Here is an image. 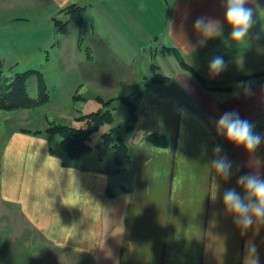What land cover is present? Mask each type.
Returning <instances> with one entry per match:
<instances>
[{
  "label": "crops",
  "instance_id": "1",
  "mask_svg": "<svg viewBox=\"0 0 264 264\" xmlns=\"http://www.w3.org/2000/svg\"><path fill=\"white\" fill-rule=\"evenodd\" d=\"M46 1L57 12L73 4L91 12L97 56L130 65L119 76L130 80L126 96L136 105L123 133L130 161L118 168L107 147L113 159L103 167L102 155L91 157L94 149L73 160L44 135L10 134L0 156V196L34 232L19 239L20 247L3 245L4 264H246L249 241L264 264V224L242 235L212 198L216 181L222 190L236 187L239 175L264 176V144L249 153L215 128L222 113L235 110L264 135V0L249 2L255 23L244 41L233 42L225 25L203 47L193 22L202 15L223 20L220 0ZM176 52L211 84L198 83ZM165 54L179 64L171 74L152 63ZM215 56L227 69L212 78ZM156 74L167 78L155 82ZM216 144L233 162L228 182L209 166Z\"/></svg>",
  "mask_w": 264,
  "mask_h": 264
},
{
  "label": "rangeland",
  "instance_id": "2",
  "mask_svg": "<svg viewBox=\"0 0 264 264\" xmlns=\"http://www.w3.org/2000/svg\"><path fill=\"white\" fill-rule=\"evenodd\" d=\"M81 16L85 20L84 26H79L69 12L54 11L46 0H0V59L3 62L0 80L9 83L17 75L33 70L35 73L30 74L25 82L28 97L40 98L39 73L47 95L45 101L32 107L0 108V156L14 131L41 134L59 146L62 137L48 132V129L66 126L87 131V141L94 149L91 157L102 155L99 165L106 167L112 161L110 146L98 144L103 142L104 133L116 137L124 133L128 123L131 124L129 107L119 100L131 90L129 83L126 84L130 80H119L130 65L119 64L105 54H100L99 58L91 38L94 15L85 10ZM56 20L66 24L67 31H60ZM90 54L94 60H88ZM146 61L144 58L142 64L145 73ZM152 63L162 74H171L179 66L173 54H165L163 60L158 57ZM134 68L131 73L137 77L139 67L134 65ZM261 76L264 77V72ZM107 111L114 116L113 122H105L91 131L94 122L89 115ZM98 147L101 149H96ZM23 219L19 210L0 196V264L8 258L1 255L6 247L4 244L13 246L17 242L20 247L19 239L34 232Z\"/></svg>",
  "mask_w": 264,
  "mask_h": 264
},
{
  "label": "clouds",
  "instance_id": "3",
  "mask_svg": "<svg viewBox=\"0 0 264 264\" xmlns=\"http://www.w3.org/2000/svg\"><path fill=\"white\" fill-rule=\"evenodd\" d=\"M250 0H220L224 9L223 20L209 16H198L193 22V30L197 33V45L206 46L210 39L218 38L223 34L225 25L230 26L229 37L233 42H242L248 36L255 23V8L249 5ZM254 4L255 0H251ZM195 47V46H193ZM227 69V63L222 56L210 59L208 66L209 76L218 77ZM238 87L250 88L240 82ZM215 128L229 143L236 147H243L245 151L254 153L264 144V135L254 131V124L242 118L235 110L222 113L215 120ZM214 158L209 161V166L224 181L231 180L233 175V162L219 144L212 149ZM212 193L214 201L220 200L223 207L221 212L231 216L234 225L241 234L256 224H264V176L250 172L239 175L236 187L223 188L219 181L214 185ZM237 188L242 191H238ZM246 264H260L259 252L254 242H246Z\"/></svg>",
  "mask_w": 264,
  "mask_h": 264
},
{
  "label": "trees",
  "instance_id": "4",
  "mask_svg": "<svg viewBox=\"0 0 264 264\" xmlns=\"http://www.w3.org/2000/svg\"><path fill=\"white\" fill-rule=\"evenodd\" d=\"M82 9L83 7L77 6L75 4L69 5L66 8L62 9V11L69 12L71 14V18L74 19L77 23L82 25ZM56 25L59 26L60 31H67L66 24H63L61 21L56 20ZM177 56L180 59L181 65L186 70L190 71L192 75L195 77L198 83L202 86H209L211 84L206 78H204L199 72H197L194 68L187 65L183 60L182 56L176 52ZM3 62L0 59V75L2 73ZM155 70V69H154ZM35 73V71H27L21 73L15 77L12 82H7V80H0V108L6 110L17 109L21 107H32L37 105L47 99V95L45 92V82L43 80L42 75L39 73V85H40V98L37 100L31 99L28 97L26 92V79L27 77ZM167 77L162 76L161 74L154 75V81L164 80ZM7 84V85H6ZM119 100L129 107L130 118L129 120L132 122L135 119V103L130 100L129 96H122ZM109 101V100H108ZM111 101V100H110ZM109 103V102H108ZM101 111V110H100ZM90 119L94 122V127L90 129L91 131H95L100 125L103 123H112L114 116L110 111L105 112L104 114L96 112L89 115ZM125 132L130 131L132 128V123L127 124L125 126ZM89 130V131H90ZM48 132L57 133L62 137V140L59 143L60 148L66 152L70 159H79L82 154L86 152H90L93 150V146L87 141L88 133L86 130L81 128H69L66 126H53L48 129ZM110 146L114 149L116 155V162L118 168L120 166H124L130 161V156L128 154V147L125 143L123 134H117L114 137L111 133L103 135V142H100L98 146ZM118 170V169H117Z\"/></svg>",
  "mask_w": 264,
  "mask_h": 264
}]
</instances>
